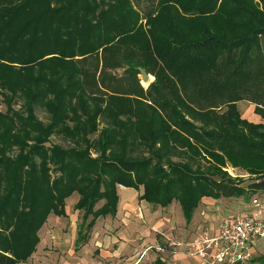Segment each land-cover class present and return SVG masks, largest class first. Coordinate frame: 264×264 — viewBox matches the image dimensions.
Returning <instances> with one entry per match:
<instances>
[{
  "label": "trees",
  "instance_id": "16d2710c",
  "mask_svg": "<svg viewBox=\"0 0 264 264\" xmlns=\"http://www.w3.org/2000/svg\"><path fill=\"white\" fill-rule=\"evenodd\" d=\"M140 16L132 0H0V264L25 263L48 215L64 216L74 192L76 248L99 217L115 216L117 183L141 187L153 206L177 200L187 222L203 197L264 193V180L243 184L221 168L226 159L264 174V124L242 119L235 104H261L264 119V5L156 0L147 32ZM120 67V78L143 68L156 79L145 93L138 82L122 88L112 72ZM162 76L182 98L156 86ZM122 89L153 106L128 111ZM131 112L134 123L120 117Z\"/></svg>",
  "mask_w": 264,
  "mask_h": 264
},
{
  "label": "crops",
  "instance_id": "0c3cea01",
  "mask_svg": "<svg viewBox=\"0 0 264 264\" xmlns=\"http://www.w3.org/2000/svg\"><path fill=\"white\" fill-rule=\"evenodd\" d=\"M129 190H133V193H129ZM124 191L128 192H122L121 194V191H118L115 216L99 217L90 230L87 241L77 248L74 245V240L82 211L74 208V204L78 199L77 196L72 194L66 198L65 215L58 216L53 213L48 215L45 223L38 231L39 242L36 249L25 264H148V260L154 261V264L157 260L164 264H200L198 256L189 254L190 246L201 241L204 236L214 235L219 228V226L213 227L207 221L208 212L205 209L208 206L206 205L213 201L223 203L222 199H235L230 201L229 204H238L237 201L240 199L223 197L219 200L203 197L194 210L190 221L187 222L183 216L182 221L184 224L176 228V218L173 217V213L170 211L171 204L167 207L153 206L139 199L141 187L138 190L128 187ZM70 197L73 198L68 201ZM262 201L259 210L256 209L257 206L254 207V204L253 206L245 204L241 207L245 211H249L248 213L263 218L264 198ZM139 204L143 213L138 206ZM199 208L200 212L198 211ZM209 208V211H211L212 208ZM136 209L141 210L139 211L141 213L140 217L137 214L135 215ZM132 215L139 218L144 217L145 220L147 218L148 220L152 219L156 223L155 225L149 224L150 226H147L144 224L134 228L129 222L131 220L132 225H137L133 222ZM155 217L158 218L154 220ZM148 223L150 222L148 221ZM168 228L173 236H170L169 232L166 231ZM172 228L173 230H171ZM64 232L71 236L68 246L66 245L67 247L60 240L61 234H65ZM158 248H161V250ZM254 250H256L255 243L251 246L252 253ZM61 251H66V255H62ZM67 251L69 254H67ZM164 257L168 259L164 261ZM130 259H132L131 262Z\"/></svg>",
  "mask_w": 264,
  "mask_h": 264
},
{
  "label": "rangeland",
  "instance_id": "374dc122",
  "mask_svg": "<svg viewBox=\"0 0 264 264\" xmlns=\"http://www.w3.org/2000/svg\"><path fill=\"white\" fill-rule=\"evenodd\" d=\"M255 2L258 3V6L259 8L261 9L264 5V3L262 2V0H254ZM133 4L136 5V7L140 10V13H141V16H140V19H139V26L140 28L144 31V32H147L150 27H151V24L150 22L148 21V19H146V12H147V9H150L152 8L153 6H155V3H156V0H132ZM159 26V25H158ZM261 48L262 50H264V41L261 40ZM113 73H115V76L118 77V80L116 83H114L115 85L117 84H120L121 87L123 88L124 85L127 84V86H129L130 83H132L133 85H135L136 82H138V84L141 86V93L142 92H146L147 88L149 87L150 83H152L156 77H155V73L151 72V73H147L148 74V80L147 81H143L141 79V75L140 73L137 74L136 78L135 77H130V79H126V78H120L124 73V69H122L121 67L120 68H117L115 70L112 71ZM99 73V72H97ZM120 78V79H119ZM164 77H160L159 79L157 78L156 80V86L157 87H160L161 85L163 86L162 89V92L166 94L167 97H169V94H171V97H169L170 99L172 98V95L175 93L177 96H180V92H177L175 90H173V88H169L168 85L162 83V79ZM172 81V80H171ZM175 81V80H174ZM173 82V81H172ZM175 83H177V80L175 81ZM173 83V84H175ZM164 85H166V87H164ZM175 86V85H174ZM125 89H129L128 87H125ZM135 94H128V93H123V89L120 91V101H122L121 99H123L125 101V99H127L128 101V111L129 110H133L135 112H137V106L139 104H141L142 102H146L147 104L153 106V104L151 103L150 100L146 99V97L140 95L139 93V90L135 89ZM182 98V97H181ZM183 100H187L183 97ZM188 101V100H187ZM126 102V101H125ZM21 102L18 101L17 103L15 104H12V107L13 108H18L21 104ZM231 104V103H230ZM236 104V107H237V110L240 114V117L242 119H245L249 122H252V123H263L264 124V119L261 117V115L256 111V108H261V104H257L255 102H252L248 99H242V100H239L237 102H235ZM6 105L5 103H1L0 104V110L1 112H4L5 109H6ZM158 106H156V109H157ZM226 108V107H225ZM224 108H218V111L221 112ZM246 112V113H245ZM133 113L131 112V114H128V115H121L120 117L123 119V120H126L127 118L131 121H133V123L135 122V118L136 116L132 115ZM35 115L36 117L41 120L42 122H47L48 121V114L46 113V111L40 107H35ZM199 124V123H197ZM102 123L99 122L98 124V129H100L102 127ZM135 127H136V124H135ZM51 140L53 143H58V144H62L64 146H67V145H70L69 142L67 141H64L62 140L60 137L58 136H55V135H52L51 137ZM139 151V150H138ZM140 152H137L136 154H139ZM96 153H92V156L93 157H96ZM145 155V154H144ZM173 160H178L176 159V157L172 158ZM203 162V165H204V168L208 166L209 164V161L210 159L206 158L205 160H201ZM222 170L226 172V174L228 176H230L231 178L233 179H242V182L243 184H247L249 181H251L253 178L256 179V181H262L264 180V174L263 175H252L250 173H248L246 170H244L243 168L241 167H234L228 160L225 159V163L223 164V166H221ZM118 184H122V183H117L116 184V188H117V191H121L120 193L122 194V192H128V191H124L126 190L128 187H126L124 184H122L124 186V188H120ZM133 189V188H132ZM129 193H133V190H129ZM73 196H77L78 197V194L76 192L73 193ZM73 197H70L68 199L69 200H72ZM223 198V197H222ZM264 198V193H261V192H258L256 194H253L251 195V197L248 199V200H244L242 197H240L239 202L238 204L237 203H230V201L232 200H235V199H222L223 203H221V201H213L212 203H209L208 206L205 211L208 212V217H207V221L213 225V227L215 226H219L221 220L229 215H232V214H235V213H238V212H249V211H245V209H242L241 206L247 204H251V206H253V200L254 199H257L258 202H261ZM221 198H219L220 200ZM246 202V203H245ZM263 202V201H262ZM101 204V202H99L97 204V206H99ZM140 207V209L142 210V207L141 205L139 204L138 205ZM145 206V204H144ZM151 206V205H149ZM256 205H254L255 207ZM152 207V206H151ZM209 207L212 208L211 211H209ZM260 207H256L257 210H259ZM140 209H136L137 212L135 213V215L137 214L139 217L141 215V213L139 211H141ZM157 210L159 211V208L157 207ZM172 213H173V217L176 218V222H175V226L176 228L178 226H182L184 223L182 221L183 219V215H182V210H181V207H180V204L177 202V200H174L172 201L171 203V210H170ZM198 211L200 212V208L198 209ZM142 213H143V210H142ZM135 215H132L134 220L133 222H135L137 225H132V222L131 220L128 221L130 222V225L131 226H134V228H138L139 226H143L144 224L147 225V226H150V225H155L156 221H152V219L147 220L150 222L148 223L147 220H145V218H139ZM144 216V215H143ZM203 216V215H201ZM81 218V217H80ZM158 217H155L154 220H156ZM150 224V225H149ZM130 225H128L130 227ZM110 227V226H109ZM165 228V227H164ZM163 228V229H164ZM175 228V227H174ZM162 230V229H161ZM173 230V228L171 229ZM166 231L169 232L170 236L173 234L170 229H166ZM65 234H61V242L66 246L67 244H69V240L71 239V236L67 233V232H64ZM173 236V235H172ZM132 241V240H131ZM135 241H137V239H135ZM138 242V241H137ZM141 243V242H140ZM255 247H256V250H254V252L252 253L251 251V257L249 260L245 261L244 263L242 264H263V260H264V239H259V240H256L255 242ZM68 246V245H67ZM66 246V247H67ZM153 250V249H151ZM61 254L62 255H66V251H61ZM67 254H69V252L67 251ZM135 255V254H134ZM156 258V257H155ZM168 258L164 257V261H166ZM132 261V259H130V262ZM148 264H154V261H150L148 260L147 261ZM26 263V262H25ZM25 263H19V264H25ZM146 263V262H145Z\"/></svg>",
  "mask_w": 264,
  "mask_h": 264
},
{
  "label": "built area",
  "instance_id": "2783aa9c",
  "mask_svg": "<svg viewBox=\"0 0 264 264\" xmlns=\"http://www.w3.org/2000/svg\"><path fill=\"white\" fill-rule=\"evenodd\" d=\"M253 204L260 207L261 203L254 199ZM259 239H264V217L238 212L223 218L214 235L190 246L189 254L198 256L200 264H242L250 259L251 246Z\"/></svg>",
  "mask_w": 264,
  "mask_h": 264
},
{
  "label": "water",
  "instance_id": "95a60500",
  "mask_svg": "<svg viewBox=\"0 0 264 264\" xmlns=\"http://www.w3.org/2000/svg\"><path fill=\"white\" fill-rule=\"evenodd\" d=\"M139 72L141 75V79L143 81H147L148 80V74L145 72V70L143 68H139Z\"/></svg>",
  "mask_w": 264,
  "mask_h": 264
}]
</instances>
